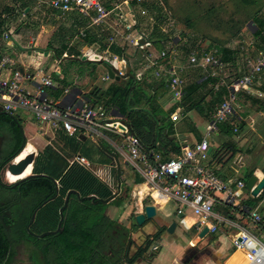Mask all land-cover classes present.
<instances>
[{
    "label": "built area",
    "instance_id": "built-area-1",
    "mask_svg": "<svg viewBox=\"0 0 264 264\" xmlns=\"http://www.w3.org/2000/svg\"><path fill=\"white\" fill-rule=\"evenodd\" d=\"M107 1L110 0H43L40 5L62 14H79L86 20V26L75 39H84L90 28L106 24L112 13L121 6L130 9L136 21L145 19L158 25L155 13H152V0H117V3H111L112 9H107ZM10 36L11 30H8L4 38L7 40ZM113 41L110 39L109 45ZM130 42L141 47L140 39H131ZM241 43L244 46H240L238 52L248 70L234 81L230 80L228 74L230 64L223 60L218 50L198 46L190 51L188 68L200 70L212 79L214 82L210 87L215 93L223 89L229 93L213 113L203 139L182 147L180 152L169 157L162 152L148 151L131 131L125 117L115 116L114 110L103 104L91 103L83 91L66 89L67 97L63 101L51 99L49 89L54 86L53 74L42 70H19L6 51L1 54L0 61V107L11 116H30L39 127L48 128L54 135L62 132L69 137L83 135L94 143L107 142L113 153L142 179L141 186L150 191L148 197H143V200L146 198L145 206L155 207L158 214L161 209L174 203L177 205L176 214L183 216V226L187 227V211L193 213L194 222L189 228L195 229L197 236L208 228L205 237H216L217 241L228 239L231 251L242 253L248 264H264V198L262 202L255 203V198L246 189L247 182L242 178L225 181L209 167L210 136L218 134L223 124L233 125L234 133L238 132V125L234 123L240 109L237 96L239 93L252 94L254 86L263 82L264 50L256 51L255 41L237 42L239 45ZM110 57L103 61L113 69L115 77L125 78L131 59L116 55ZM159 59L169 60L168 52L163 50ZM145 60L153 68L157 66L154 74L157 83L164 84L173 99H182L185 90L180 71L159 67L146 54L139 64L144 66ZM3 71L8 73L7 76ZM103 80L110 81L111 78L107 75ZM170 119L179 122L181 118L178 113H173ZM71 163L87 168L103 182L109 183L106 170L95 167L86 158L76 156ZM113 190L115 194L118 192ZM263 193L261 191L259 197ZM138 194L141 195V190ZM160 245L159 242L155 243L151 251H159Z\"/></svg>",
    "mask_w": 264,
    "mask_h": 264
},
{
    "label": "trees",
    "instance_id": "trees-1",
    "mask_svg": "<svg viewBox=\"0 0 264 264\" xmlns=\"http://www.w3.org/2000/svg\"><path fill=\"white\" fill-rule=\"evenodd\" d=\"M21 1L22 9L25 8V11L31 7V1ZM159 1L164 2L166 5L168 4V0H158L157 2ZM243 1L256 8V13L252 18V22L256 25L255 38L264 50V19L260 17V12L264 8V0ZM148 6L151 7V5ZM152 6L155 7L157 5ZM109 7L107 5V8ZM9 11H12V9L9 8ZM157 22L159 24L156 25V30L152 34L154 37L150 39H160L161 43L156 41L155 44L161 49H167L169 45L175 44L174 39H172L169 32L161 31L164 20H158ZM3 25L4 21L0 23V34L3 31ZM26 27L30 28V25L28 24ZM182 36L183 39L199 42L197 38ZM146 39L143 38L142 42ZM216 47L223 53V58L226 61H234L237 52L219 44ZM61 50L62 52L55 51L57 58H62L64 53L63 46ZM113 50L121 53V50L115 48ZM124 50L129 56L135 55L134 48L130 45H126ZM70 59L77 62L83 61L77 57H70ZM83 62L91 63L89 61ZM133 77L132 74L129 76L127 74L125 78H120L119 81L115 79L114 83L105 92H99L93 98L94 100L92 99V102L103 103L108 108H118L120 114L126 118L131 131L139 138L148 151L162 152L165 157L177 154L183 146L169 138L168 125L165 127L160 126V122L165 119L166 115L161 111L162 116L159 117V110L147 107L152 103L150 101L153 98L146 94L144 88L139 87ZM158 86H156L155 90L165 87L164 84ZM89 98L91 99L90 96ZM193 108L192 106L188 107L184 112H189ZM11 126L18 128L20 133V138L17 139L16 147L11 156L12 158L18 154L27 140L21 120L17 116L1 114L0 129ZM243 128L244 124L242 122L238 123V134H236L234 133L233 125L223 124L220 126L217 139L221 145L214 148L211 152V161L209 163L211 169L216 170V167L224 168L228 166L239 153L251 154L253 152L251 148H240L236 142L235 138L240 135ZM93 145L95 148L91 149L87 147V139L82 141L78 136L69 137L62 132L56 133L54 141L47 145L35 160L34 174H37L38 177H31L22 182L24 186L23 196L34 197L35 206L43 205L47 202L46 206L52 208V210L48 211L52 212V216L57 214L59 217L57 220H54V218L48 219L47 226L55 225V227L50 228L51 231L56 229V225L60 221L59 212L65 208L62 223L63 233L57 236H50V243L47 245L37 244L36 248L38 250H32L31 255L38 263H40L41 256H44L50 260V264H135L139 259L147 258L149 260L153 258L154 254L150 252L151 248L159 241L162 233L167 230V227L157 228V232L147 236L144 244L132 253L135 247L132 233L140 228L136 224V215L133 219V227L129 230L106 214L109 206L120 207L125 202L126 197L130 196L131 189L122 180L123 176L126 175L122 167L123 163L118 157L121 164V170L119 171L114 163L115 159L105 151V149H108L110 152H114L105 141H99L98 143H93ZM76 156H82L92 164L96 163L105 166L109 183L103 182L87 168L77 163L72 164L71 161ZM244 171L246 172H244L242 179L247 182L253 176L254 171L249 169ZM128 180H130L129 177ZM134 182L137 185H142L143 183L138 175ZM16 187H7L0 183V189L3 190H12ZM113 188L121 192L110 204H105V201L114 196ZM123 188H125L124 191ZM122 193L124 195H121ZM69 194V203L65 207L66 198ZM263 198L264 193L260 199H253V201L257 203ZM192 234H196L195 229L192 230ZM216 239L215 237L213 240ZM29 246L30 244H27L28 249ZM230 253L231 256L235 251H230Z\"/></svg>",
    "mask_w": 264,
    "mask_h": 264
},
{
    "label": "crops",
    "instance_id": "crops-1",
    "mask_svg": "<svg viewBox=\"0 0 264 264\" xmlns=\"http://www.w3.org/2000/svg\"><path fill=\"white\" fill-rule=\"evenodd\" d=\"M29 1H31V7L27 8L25 11V8L22 9L21 0H0V23L4 21L3 31L0 34V56L2 53H5L6 51L15 60L17 64L16 66L17 69L19 70L31 69L34 72L38 70H42L44 73L50 74L49 72H47L46 70L47 68H45L43 65H39V64L37 66L35 65L36 61L34 59L35 58L34 53H36L37 56H39V58H42L44 56L48 58L50 52L46 51L47 52L46 53L44 51H39V50L33 52L35 50V46L37 42L39 41L40 35L36 30H31L32 27L31 24H33L31 18L36 17L37 19L38 17L40 18L42 17L43 21L48 22L50 20V22L52 23L53 21L58 20L61 22V25L58 27V33H60L62 39L65 38V40L62 41L61 47L58 49H54V48L52 49V45L49 42L47 49L53 51L54 53L55 51L62 52L61 48L63 46L64 49L63 50L64 53L62 55L63 59H70V57H77L78 59L83 60V58H86V61L103 64V66L107 68V70L110 67L107 65L105 61H103L104 58L110 59L111 58L110 55H116L119 57L122 56L128 57L129 59H131V65L126 68L127 74H128V69H130V73L132 74V76H134L133 78L137 82L139 87L144 88L146 94L153 98L152 101H150L152 102L151 103L152 105L149 104L147 107L148 108L151 107L159 111H162L166 115L165 119H163V121L160 122V126L161 127L162 126L165 127L167 125L169 126V131H170L169 138H171V140H174L175 142H179L180 145L186 147L195 141H201L203 137L207 134V126L210 120L212 119L213 113L215 112L216 108L226 100L229 91L223 89L219 93H215L214 91H212L210 87L211 83L214 82L212 79L207 78L206 74L200 70L188 68L187 65H188L189 53L191 50L198 47L200 42H194V41L193 43L190 42L186 49L182 47L185 51L184 53L185 57L184 59H182V57L178 56L179 53L177 49L173 47H172L173 49H171V47L167 48L171 50L161 49L155 44L156 41L161 43L160 39L157 38L150 39L151 37H154L152 34L156 30L155 24L151 23L149 20H143L141 22H139L138 20L136 21V19L132 18L129 11L130 9H128L127 14L124 13L123 11L124 6H121L119 10H116L114 13H112L107 23L104 24L103 26L90 28L88 30L87 36L84 39H75L76 35L80 32L81 29H83L86 26L87 23V21L82 19L79 16V14H74V13L62 14L52 11L40 5V1L43 0H29ZM24 2L28 3L27 1ZM111 3H117V0L107 1L106 6L107 5L110 6L107 9L113 8ZM9 8H11L12 11L8 12ZM260 17L264 19V8L260 12ZM17 22L21 24L18 27V29L16 28L17 30H15L13 24ZM147 23L152 24V26L149 27ZM28 24L30 25V28L26 27V25ZM24 27L26 30H29L27 31V33L31 35L29 44L31 48H34V50L27 49L28 52L26 51L27 47L18 41L19 36H21V34H25ZM249 28L251 30V34L253 38L255 39V50L256 51L261 50L262 46L260 45V43L256 41L255 38L256 25L253 23L251 26H249ZM8 30H11V36L9 37V39L6 40L4 38V34ZM161 31L165 32V29H161ZM13 36L16 37L18 36V38L16 40H13ZM143 38H147V39L144 42H142ZM110 39L114 40L113 41L114 43L112 45H109ZM131 39H140L141 47H137L133 45L130 42ZM126 45H130L132 48H134V53H135L134 56H129L127 52L125 53L124 49ZM114 48L121 50V53H117L116 51H114L113 50ZM22 49H25V51L21 52ZM213 49L218 50L223 58V53L220 51L219 48L215 47ZM229 49L237 52L234 61L229 62L226 61L224 58L223 60L226 63L230 64L228 74L231 71L235 70L233 78H231V76L229 75L230 80L231 81L239 80L242 77V72L247 71L248 67L246 63L243 61V58L238 54V49H233V48H229ZM163 50H166L168 52V56L170 57V59L167 61L159 59L160 53ZM256 51L253 52V57H255ZM17 53H19V55ZM145 54L147 55L150 61L157 62V65L159 67L168 68L171 70L177 69L180 71L181 78L184 81V90H185L182 99L180 100L173 99L169 90L164 86H163L164 88L162 89L155 90L156 86L162 83L160 82L157 83V79L154 76L156 70L155 68L157 66L153 68L152 65L149 64L146 60L144 66H141L139 64L140 61L144 59ZM87 56H89V58ZM16 57L17 59H15ZM3 72L4 75L7 76L8 73L5 71ZM54 72L55 73L57 72L56 75L60 77V80L64 77L63 71L58 72L57 70H53L52 73ZM107 75H109L108 72ZM262 75H263L262 84L254 86L252 94L239 93L237 96V105L239 104L240 109L237 112V118L235 119L236 121L234 123L238 125V123L242 122L244 124V128L240 132V135L236 137L238 138L236 142L239 144L240 148L241 147L251 148L253 152L251 154L239 153L228 164V166H225L224 168L216 167L217 169L216 170L214 169V171L225 181L232 180L235 177L242 178L244 176L245 169L254 171L253 175H255L259 179V181L264 179V168H260V166H254V162L252 160L253 155L257 153L258 150H261V148H264V70ZM106 76L102 78V81H104L103 79L106 78ZM116 78L118 77H115L110 81H104V82H109V84L112 85ZM53 81H54V86L53 88L49 89V96L51 99L61 102L67 97V95H65V90L71 89L75 91L77 90L83 91L87 95V98L91 101V103L95 104L94 102H92V99L95 98L99 93L95 94L93 92H90V89L88 88L90 80H88L83 85L78 84L74 88H69V86H66L63 83L56 84L55 79ZM110 85H108V87ZM56 96L60 98L56 99L55 98ZM89 96L91 97V99L89 98ZM96 104H103V103H96ZM191 106L194 107L192 110H190L189 112H184L188 107ZM111 108L114 110L115 116L121 115L118 108L116 107H111ZM173 113L179 114L181 118L179 122L171 121L170 118L173 115ZM24 117L22 118L18 117V118L22 122V119H24ZM189 121L192 124L191 128L195 130H189L188 124L186 128L183 126ZM44 129H48V128H44ZM185 130H189V131H185ZM51 133L54 138L55 137L54 133L52 131ZM218 134L210 136L212 151L214 148H217L221 145L219 140L217 139ZM236 134H238V132ZM92 165L100 169L106 170L105 166L96 165V164H92ZM5 181L10 183V180H5ZM15 182H11V183L13 184ZM0 183L6 186L5 183L2 182ZM134 186L137 190L141 185H137L134 183ZM6 191L7 190L0 189V195L1 196L5 195ZM120 192L121 191H118L116 194H118L119 196ZM147 194L148 192L146 188L143 187L141 190V195L147 197ZM244 195L246 196V191ZM128 198L126 197L125 202H123L122 206L120 207L109 206L108 209L106 210V214L111 219L117 221L118 224H120L121 226H124L125 228L131 230V228L133 227V219H134L133 215H131V209L133 208V206L128 201ZM260 198L261 197H259L258 195V197L255 199H260ZM262 201H263L262 199L259 200L257 204ZM137 206H138L137 214L142 213L144 207L142 206V211H141L140 206L138 204ZM176 216L179 218L178 225H181L185 231L192 232L193 229H190L189 227L193 224L194 219L193 217L188 216V211L186 213V219H185V223L187 227L181 224V219H183V216L181 215L180 217V215L177 214ZM163 224L165 225L162 226L157 225V228L167 227L168 230V227L172 223H167V224L163 223ZM144 229L145 227H143V229H141V231L137 232L136 234L140 232H144ZM157 230L158 229H156V232ZM167 230L162 233L161 238L159 239V241H157L161 244L159 251L157 252L150 251L151 253L154 254L153 258H150L151 260L150 259L148 260L147 258L139 259L135 262V264H146L143 262V260L149 261L150 264H161L162 262L167 264H178L180 262L181 258L184 256L186 251L192 246L194 241L193 239H189L187 244L177 245V248L174 245L173 246L174 255L169 257L167 259L168 261H165V254L162 252V247H163L162 237L164 233L166 232L168 233ZM136 234L132 233L133 240H135L134 235ZM170 235H175V237L178 238V235H176V231L174 234H170ZM147 236L149 235H146V238ZM144 242L141 245L137 244L138 247L142 246ZM214 242H215V246L217 245L221 247V250L223 252H230L229 250L230 246L229 249L226 250L222 248L221 245L222 239L220 241L214 240ZM138 247H134V250H137ZM235 254H237V259H238L237 262L230 261ZM228 263L246 264L247 260L242 253L237 252L230 257ZM208 264H217V263L213 258H210Z\"/></svg>",
    "mask_w": 264,
    "mask_h": 264
},
{
    "label": "rangeland",
    "instance_id": "rangeland-1",
    "mask_svg": "<svg viewBox=\"0 0 264 264\" xmlns=\"http://www.w3.org/2000/svg\"><path fill=\"white\" fill-rule=\"evenodd\" d=\"M157 1L158 0H152L151 4L157 5L155 7L152 6L153 15L155 13V22L158 20H164V25L162 23V29H165V32H169L170 36L172 37V39H174L175 42V44L170 45L169 47H171V49H177L179 53L178 56L182 57V59H184L185 57V51L182 47L187 48L190 42L193 43L192 40L186 38L183 39L182 35H186L193 39L197 38L200 42L198 46L209 47L211 49L215 48L218 44L221 46H226L228 48L239 49L240 46L244 45L243 43H241L240 45L237 44L238 41H255L251 34L249 26L253 24L252 18L256 13V8L245 3L243 0H168L167 5L164 2L161 4H157ZM123 11L125 14L128 13V9L126 7L123 8ZM31 21L33 22V24H31V30H36L40 35L39 41L35 46V50L34 48H31L29 44L31 35L27 33V31L29 30H26L25 27V34H21L19 38L18 36H13V40H16L18 38V41L27 47V52V49H33V52H36L37 50L50 52L48 58H46L45 56L39 58V56L34 53L36 66L39 64L47 68V72L53 74V78L56 80V84L63 83L64 85L69 86V88H74L76 85H83L88 80H90L88 86L90 92L96 94L106 91L108 85L110 84L109 82L102 81V78L106 76L108 72L107 68H105L103 64L94 62L87 63L83 61L77 62L72 59L57 58L56 53L47 49L49 42L52 45V49H58L61 47L62 41L65 40V38L62 39V36L60 35V33H58V27L61 25L60 21L56 20L52 23L49 20L48 22H46L42 20V17H38L37 19L36 17L31 18ZM157 23L159 24V22ZM20 24L21 23L19 22L13 24L15 30L18 29ZM147 25H149V27L152 26V24L150 23H147ZM24 51L25 49L21 50V52ZM17 54L19 55V53ZM15 59H17V57ZM53 70H57L58 72L63 71L64 77L60 80L59 76L52 73ZM234 73L235 70L229 73L231 78H233ZM55 98L59 99L60 97L56 96ZM158 115L159 117H161L162 112L158 111ZM190 121L183 126L186 128L188 124L189 130H195L191 128L192 124L190 123ZM22 127L25 132L27 142H30L34 147H36L35 153L37 155H39V153L47 145L54 141L51 131L49 129L39 127L36 123H34L30 116H25L24 119H22ZM236 140H238V138H236ZM93 143L94 142H92L90 139H87L88 148L94 149L95 146L93 145ZM120 160L123 163V160ZM252 160L254 162V166H260V168H264V148L258 150L257 153L253 155ZM122 167L126 172V175L123 176L122 180L131 189L128 201L133 206V208L131 209V215H133L134 217L135 215H138L137 204L140 206V210L142 211V206L145 207L144 201L146 200V198H144L143 200L144 196L138 194V192L142 190L143 187L140 186L136 190L134 186V181L137 177L136 173L124 163L122 164ZM128 177L130 180H128ZM128 181H130L129 184ZM124 190L125 188H123V191ZM121 195L124 194L122 193ZM262 206H264V204ZM176 207L177 205L172 203L160 210L158 216L162 219L163 223H179V218L176 216ZM188 216L194 217L193 213L190 211H188ZM163 223L159 225H165ZM156 226L157 225H155V221L152 220L146 225L144 232L136 234L134 233V230L133 234H136L134 235V237L135 239H137L138 244L141 245L145 241L146 235L155 233ZM176 235H178V238H176L175 235H170L166 232L162 237V252L165 254V261H168L167 259L174 255V245L177 248V245L187 244L189 239H193L194 243L192 245H195L201 240L196 234L193 235L192 232L185 231L181 225H178ZM203 244H206V242H203ZM221 245L224 250L229 249L230 244L228 239H222ZM135 251L136 250H134L133 248L132 253H134ZM213 251L215 256L219 257L218 260L221 264H229L228 261L232 256H230V252H223L221 250V247L217 245L214 246ZM209 260L210 257H203L200 260L199 264H208ZM237 260V254H235L230 261L237 262ZM143 262L146 264H150L149 261L143 260ZM161 264L167 263L162 262Z\"/></svg>",
    "mask_w": 264,
    "mask_h": 264
},
{
    "label": "flooded vegetation",
    "instance_id": "flooded-vegetation-1",
    "mask_svg": "<svg viewBox=\"0 0 264 264\" xmlns=\"http://www.w3.org/2000/svg\"><path fill=\"white\" fill-rule=\"evenodd\" d=\"M18 138H20L18 128L11 126L0 129V182H2V170L11 161ZM23 189L24 186L21 183L15 189L7 190L5 195H0V264H50V260L44 256H41L40 263H38L31 253L32 250H38L37 244L47 245L51 242L50 236L63 233L62 223L65 208L59 212L60 221L56 225V229L51 231L50 228L55 225L47 226L48 219L57 220L59 217L57 214L52 216V212L48 211L52 210L51 207L35 206V198L23 196ZM143 227L146 225L140 226L135 233L141 231ZM136 242L137 239L134 240V243L135 247H138ZM27 244H30L29 249ZM214 246V240L205 237L186 251L180 263L199 264L203 257H210L216 259V262H220L213 253ZM229 250L231 251V249Z\"/></svg>",
    "mask_w": 264,
    "mask_h": 264
},
{
    "label": "water",
    "instance_id": "water-1",
    "mask_svg": "<svg viewBox=\"0 0 264 264\" xmlns=\"http://www.w3.org/2000/svg\"><path fill=\"white\" fill-rule=\"evenodd\" d=\"M0 61H1V56H0ZM83 61H86V58H83ZM108 73H109V76L111 79H114L115 78V73L113 71V69L111 68H108ZM128 74L131 75L130 73V69H128ZM117 81L119 80V78H116ZM1 114H4L3 110H2V107H0V115ZM79 138L82 140V141H86V137L83 136V135H80ZM27 145V142L26 144H24V146L22 147V149L18 152V154L14 155L11 159L10 162H8V164L5 166V168L2 170V173H1V180L3 183H5L6 186H13V187H16L18 186L19 184H21L23 181L27 180L28 178H31V177H38L37 174H34V163H35V160L37 158V154L35 152L33 153H30L28 154L25 158H23L22 160L20 161H17V158L19 157V155L24 151L25 147ZM105 151L112 157L115 159L114 163L116 164L117 168L119 169V171L121 170V164L119 162V159L117 157V155L113 152H110L108 149H105ZM212 152V148L209 150V153L211 154ZM28 168H31V174L23 179H20L18 181H16L15 183H10L5 181V180H9V176H14V177H20L22 176L27 170ZM246 189L251 192L252 196L254 198H257L259 193L261 191H264V179H262L261 181H259V179L253 175L248 181H247V184H246ZM58 191V189H57ZM75 193V192H73ZM71 194V193H70ZM70 194L68 195V197L66 198V205L65 207L68 206V203H69V198H70ZM118 196V194H114V196L105 201L104 203L105 204H109L110 202H112L116 197ZM46 203H44L43 205H46ZM181 217V215H180ZM136 224L138 226H145L147 225L149 222H151L152 220L155 221V224L156 225H159L162 223V219L158 216L157 212H156V209L155 207L153 206H145L144 209H143V212L142 213H139L137 216H136ZM177 226H178V223L177 222H173L169 227H168V233L169 234H174L176 229H177ZM208 233V228H205L200 234H199V238L200 239H204L206 234ZM216 261V259H214ZM217 264H221L220 262H216ZM178 264H181L180 262Z\"/></svg>",
    "mask_w": 264,
    "mask_h": 264
},
{
    "label": "bare ground",
    "instance_id": "bare-ground-1",
    "mask_svg": "<svg viewBox=\"0 0 264 264\" xmlns=\"http://www.w3.org/2000/svg\"><path fill=\"white\" fill-rule=\"evenodd\" d=\"M35 151H36V148H35L32 144H28V145H26L24 151H23V152L19 155V157L17 158V161L22 160V159L25 158L28 154L33 153V152H35ZM31 171H32L31 168H28V170H27L22 176H20V177L9 176L8 179H9L11 182L18 181V180H20V179H23V178L29 176V175L31 174ZM146 190H147V192H148V194H147V197H148L150 191H149L148 189H146ZM142 195H143V194H142ZM235 253H237V252H235ZM244 257H245V256H244ZM246 260H247V259H246ZM246 264H248V261H247Z\"/></svg>",
    "mask_w": 264,
    "mask_h": 264
}]
</instances>
